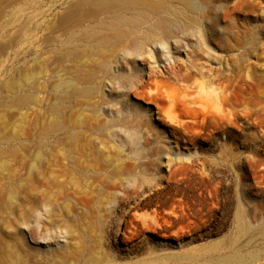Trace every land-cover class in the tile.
Instances as JSON below:
<instances>
[{
  "label": "rangeland",
  "instance_id": "obj_1",
  "mask_svg": "<svg viewBox=\"0 0 264 264\" xmlns=\"http://www.w3.org/2000/svg\"><path fill=\"white\" fill-rule=\"evenodd\" d=\"M264 264V0H0V264Z\"/></svg>",
  "mask_w": 264,
  "mask_h": 264
},
{
  "label": "bare ground",
  "instance_id": "obj_2",
  "mask_svg": "<svg viewBox=\"0 0 264 264\" xmlns=\"http://www.w3.org/2000/svg\"><path fill=\"white\" fill-rule=\"evenodd\" d=\"M225 260H227V262H229L230 264H242L241 257L237 252L228 255Z\"/></svg>",
  "mask_w": 264,
  "mask_h": 264
}]
</instances>
